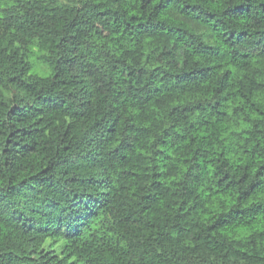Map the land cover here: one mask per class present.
Here are the masks:
<instances>
[{"label": "trees", "instance_id": "obj_1", "mask_svg": "<svg viewBox=\"0 0 264 264\" xmlns=\"http://www.w3.org/2000/svg\"><path fill=\"white\" fill-rule=\"evenodd\" d=\"M0 264H264V0H0Z\"/></svg>", "mask_w": 264, "mask_h": 264}, {"label": "rangeland", "instance_id": "obj_2", "mask_svg": "<svg viewBox=\"0 0 264 264\" xmlns=\"http://www.w3.org/2000/svg\"><path fill=\"white\" fill-rule=\"evenodd\" d=\"M35 65H37V63H34Z\"/></svg>", "mask_w": 264, "mask_h": 264}]
</instances>
